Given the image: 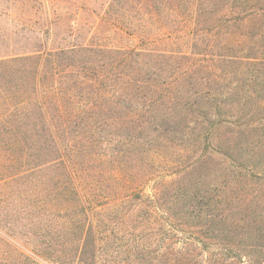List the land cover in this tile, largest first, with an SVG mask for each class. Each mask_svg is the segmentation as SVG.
<instances>
[{
  "label": "rangeland",
  "instance_id": "1",
  "mask_svg": "<svg viewBox=\"0 0 264 264\" xmlns=\"http://www.w3.org/2000/svg\"><path fill=\"white\" fill-rule=\"evenodd\" d=\"M141 1L0 0V239L9 237L36 264H70L60 253L55 257L70 237L59 235L58 223L77 218V209L58 193L64 187L53 186L64 177V162L74 161L79 181L92 193L95 220L109 230L104 246L130 242L132 248L136 239L153 247L170 243L160 236L169 212L150 216V201L126 202L130 184L142 183L148 194L158 185L163 197L173 189L183 197L210 188L218 198L235 164L251 173L264 166V0H201L196 14L189 10L194 0ZM157 49L167 54L149 52ZM125 58L145 70L163 67L157 69L161 80L150 75L160 82L139 91L108 85L106 76L131 71ZM182 65L199 71L190 85L177 82ZM109 87L115 96H105ZM167 89L170 98H163ZM80 152L89 153L79 158ZM43 170L46 196L36 186ZM166 174L169 182L159 184L157 175ZM240 181V187L252 183ZM252 181L264 184V178ZM37 204L44 228L32 225L25 212L37 211ZM40 231L50 236L40 237ZM166 254L175 256L173 250ZM163 261L150 259L172 263ZM137 263L118 252L99 262Z\"/></svg>",
  "mask_w": 264,
  "mask_h": 264
},
{
  "label": "trees",
  "instance_id": "2",
  "mask_svg": "<svg viewBox=\"0 0 264 264\" xmlns=\"http://www.w3.org/2000/svg\"><path fill=\"white\" fill-rule=\"evenodd\" d=\"M198 1L201 0H194L193 2H196L195 5L193 3L189 7V10H193L194 14L197 11L193 8L198 9L200 6ZM141 2L143 5L149 4V0H142ZM217 2L219 1L214 0L212 3ZM165 8L166 12L169 10L178 11L168 6H165ZM204 22H206L205 18ZM164 34L168 36L166 33ZM225 38L230 41L229 43L232 46L236 43L230 32L227 33ZM149 52H158L160 56L167 54L166 49L151 50ZM169 53L173 57H175V54H178L172 50H169ZM200 58L204 57L200 56ZM200 58L198 59V63H203L202 60L205 59L201 60ZM227 59L233 60L232 57H227ZM123 60L125 67L131 71H125L123 74L121 73V69H119L120 72L116 71L106 76L110 80L108 85H119L115 88L133 85V87H138L139 91L142 85H156V83L160 82L152 79L150 75H154L157 79L161 80L159 70H162L163 67L155 64L151 67L148 66V69L145 70L142 67H134L132 60L129 61L126 58ZM142 64L147 66L145 63ZM261 64L264 66V59H262ZM196 72L199 73V71ZM194 73L192 67L182 65L178 71L177 82L185 80L190 85L194 82L190 81L191 75ZM106 77L103 76V78ZM163 82H165V85H169L166 81ZM120 83H126L127 85H120ZM175 85H179V83ZM160 91L164 92L163 90ZM104 92L105 96H111V92L115 93L114 96L117 94L114 87H109ZM169 92L168 90L166 94L160 93V95H166L163 98H170L167 96ZM69 122L76 123L75 120ZM219 125H216V128ZM88 153L80 152L76 155L80 158L82 155ZM240 155H242V152H240ZM61 168H63L64 177H59V181L54 182L53 186L64 187L63 189H59L58 193L63 196V202L77 209V218L70 217L66 221L58 223L62 231L59 232V235L63 236L65 235L64 233L69 232L70 237L68 240L62 237L63 244L65 245L60 247L62 248L61 250L55 251V257L59 256L57 254L60 253L70 260V264H75L74 262L77 264H99L106 255L118 252V256L123 253L128 256L133 255L138 262L137 264H152L150 262L151 258L164 262L163 257L168 263L172 261L171 264H264V184L261 181H252L255 178H264V166L261 170L257 169L256 173H251L246 166L241 164L237 166L235 164L233 169L226 171L225 181L220 187L218 198H215V189L210 188L203 195L193 192V196L186 195L185 192L187 191L184 189V191L182 190L185 193L183 197L178 195L177 189H173L177 193L172 191L163 197L161 194L162 187L159 188L158 185L155 186L152 194H148L145 193L144 188H141L143 186L142 183L137 186L136 184H130L128 188L130 191H125L123 195L126 202L135 200L139 204H143L144 200L146 202L150 201V207L146 209L147 215L149 213L150 216L156 213V210L169 212V216L161 222L160 236L162 239L168 240L170 244L164 247H153L150 243H142L143 241L139 242V239H136L138 242L136 243L135 240L134 248L129 246L130 242L121 245V247L104 246L103 242L104 239L108 238L109 230L103 231L99 221L95 220L98 215L96 217L93 215L97 214V209H94V203L92 204V193L87 191L85 186L79 181V170L75 166L74 161L64 162L61 164ZM43 171L44 179H41L43 184L39 182L36 186L43 187L42 192H45L46 196L49 193L45 188V170ZM246 172H249L247 174L250 176L247 177ZM157 176L160 179L159 184L161 180L163 184L169 182L167 174ZM232 178L234 179L230 180ZM240 178L252 183L245 182L246 185L240 187ZM117 195L120 196V194ZM137 204L133 205L128 211V217H131L133 212H137L139 208ZM22 206L24 207L23 204H20V207ZM169 209H172L174 212L171 213ZM25 212L33 216L31 220V222L33 221L32 225L44 228L45 215L41 212L40 205L37 211L25 209ZM71 228L73 230L70 232ZM110 232H114V230ZM117 233L120 234L119 240L124 239L122 232ZM117 233H114V235ZM38 236H50V233L45 234L44 231H40ZM0 240L4 243L0 246V264H28L26 261L30 264H36L29 255L18 250L9 237L3 235ZM148 241L150 240L147 239L146 242ZM43 242H46V240ZM139 244H143V247ZM67 245L70 248L66 250L65 247ZM111 249L112 251H110ZM172 250L175 256L174 258H168L166 253H171ZM159 253H162V258L158 256ZM53 254L50 253L49 256H54ZM188 261L189 263H186Z\"/></svg>",
  "mask_w": 264,
  "mask_h": 264
}]
</instances>
